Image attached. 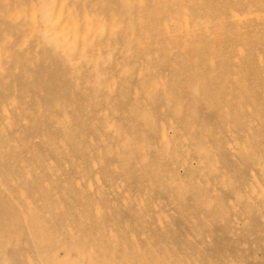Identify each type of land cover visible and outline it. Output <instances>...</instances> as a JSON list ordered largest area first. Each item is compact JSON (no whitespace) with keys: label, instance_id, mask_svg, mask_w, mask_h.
<instances>
[{"label":"bare ground","instance_id":"obj_1","mask_svg":"<svg viewBox=\"0 0 264 264\" xmlns=\"http://www.w3.org/2000/svg\"><path fill=\"white\" fill-rule=\"evenodd\" d=\"M0 264H264V0H0Z\"/></svg>","mask_w":264,"mask_h":264}]
</instances>
